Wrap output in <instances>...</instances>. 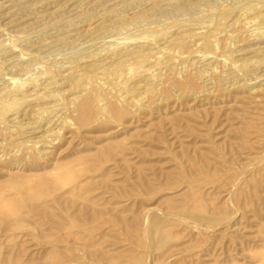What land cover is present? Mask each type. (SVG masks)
I'll list each match as a JSON object with an SVG mask.
<instances>
[{"label":"rangeland","instance_id":"rangeland-1","mask_svg":"<svg viewBox=\"0 0 264 264\" xmlns=\"http://www.w3.org/2000/svg\"><path fill=\"white\" fill-rule=\"evenodd\" d=\"M264 0H0V264H264Z\"/></svg>","mask_w":264,"mask_h":264},{"label":"bare ground","instance_id":"bare-ground-1","mask_svg":"<svg viewBox=\"0 0 264 264\" xmlns=\"http://www.w3.org/2000/svg\"><path fill=\"white\" fill-rule=\"evenodd\" d=\"M264 79V78H263Z\"/></svg>","mask_w":264,"mask_h":264}]
</instances>
